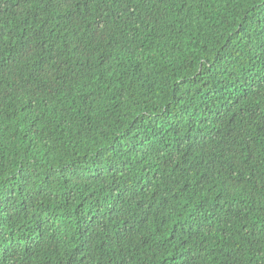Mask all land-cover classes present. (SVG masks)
Listing matches in <instances>:
<instances>
[{"label":"trees","instance_id":"16d2710c","mask_svg":"<svg viewBox=\"0 0 264 264\" xmlns=\"http://www.w3.org/2000/svg\"><path fill=\"white\" fill-rule=\"evenodd\" d=\"M0 264H264V0H0Z\"/></svg>","mask_w":264,"mask_h":264},{"label":"snow or ice","instance_id":"6c2138e0","mask_svg":"<svg viewBox=\"0 0 264 264\" xmlns=\"http://www.w3.org/2000/svg\"><path fill=\"white\" fill-rule=\"evenodd\" d=\"M6 239V237L3 236V233L0 232V244H2L4 242V240Z\"/></svg>","mask_w":264,"mask_h":264}]
</instances>
